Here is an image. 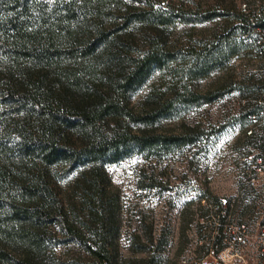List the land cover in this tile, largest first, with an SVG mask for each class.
I'll return each instance as SVG.
<instances>
[{"label": "trees", "instance_id": "1", "mask_svg": "<svg viewBox=\"0 0 264 264\" xmlns=\"http://www.w3.org/2000/svg\"><path fill=\"white\" fill-rule=\"evenodd\" d=\"M135 1L144 6L0 0V264H59L56 247L67 243L82 246L92 264H111L118 198L106 190L104 166L134 152L157 157L196 143L204 130L187 127L178 134L157 127L226 93L238 91L247 103L221 128L235 123L243 129L258 111L253 100L263 79L248 71L264 67V57L243 38L254 31L241 0L236 15L203 10L196 0L188 9ZM221 15L225 26L209 36L191 35L183 47L168 40V29L178 22L202 24ZM256 21L264 27V18ZM240 55L251 62L245 80L206 91L194 87ZM242 138L248 147L264 148L261 139ZM70 174H76V193L88 215L85 230L78 205H67L58 186ZM205 207L201 217L217 216ZM149 264L160 262L153 257Z\"/></svg>", "mask_w": 264, "mask_h": 264}, {"label": "rangeland", "instance_id": "2", "mask_svg": "<svg viewBox=\"0 0 264 264\" xmlns=\"http://www.w3.org/2000/svg\"><path fill=\"white\" fill-rule=\"evenodd\" d=\"M125 1L144 6L135 0ZM151 1L156 8L193 7L190 0ZM196 1L203 10L235 15L239 12L240 0ZM225 24L222 15L202 24L178 22L176 27L168 29L167 37L183 47L191 35L200 39ZM250 65L247 57L235 56L226 69L194 81V87L206 91L218 83H239L245 80L244 72ZM145 91L146 88L139 91L133 103L139 101ZM241 98L240 92H229L214 103L183 109L158 125L157 129L164 133L183 134L187 127L204 130L205 136L192 145L157 157L134 152L118 163L104 166L109 179L106 190L118 198L114 214L117 230L110 247L111 264H149L153 257L160 264H184V261L196 264L207 250V245L200 243L205 236L198 230L200 217L207 212L203 202L207 196L212 200L232 197L234 205L228 220L245 222L254 232L257 230L264 213V198L241 185L235 171L238 153L249 147L235 123L221 128L237 115ZM58 186L67 205H78L75 209L82 219L79 225L85 230L89 219L76 193V174L66 176ZM239 197L243 198L240 202ZM148 236H152V240L148 241ZM139 246L143 249L138 250ZM252 252L255 255L251 260L257 264L258 255ZM55 253L59 264L93 263V258L77 243L61 244Z\"/></svg>", "mask_w": 264, "mask_h": 264}, {"label": "built area", "instance_id": "3", "mask_svg": "<svg viewBox=\"0 0 264 264\" xmlns=\"http://www.w3.org/2000/svg\"><path fill=\"white\" fill-rule=\"evenodd\" d=\"M240 9L249 15L254 34L243 35L248 46L255 49L258 57H264V27L256 25L258 18H264V0H241ZM249 76H260L263 82L259 84L257 98L253 100L258 111L249 114L248 124L240 134L264 141V67H253L248 71ZM247 100L239 104L244 105ZM235 171L241 185L252 189L264 198V148L251 146L237 155ZM208 205L217 216L212 219L200 217L199 232L205 235L201 244L208 246L196 264H253L250 251L254 249L264 261V213L262 214L257 230L245 222H230L231 209L234 199L229 196L219 197L218 203ZM223 219V222L220 220ZM254 239V243L251 242ZM184 264L187 261H184Z\"/></svg>", "mask_w": 264, "mask_h": 264}, {"label": "crops", "instance_id": "4", "mask_svg": "<svg viewBox=\"0 0 264 264\" xmlns=\"http://www.w3.org/2000/svg\"><path fill=\"white\" fill-rule=\"evenodd\" d=\"M243 198L242 197H239V199H238V201L240 202V200H242ZM254 249H252L251 251H250V254H251V256L252 255H255V254H253V251ZM258 255V262H257V264H264V261H263V258L259 255V254H257ZM252 261V260H251ZM253 264H255L254 262H253Z\"/></svg>", "mask_w": 264, "mask_h": 264}]
</instances>
